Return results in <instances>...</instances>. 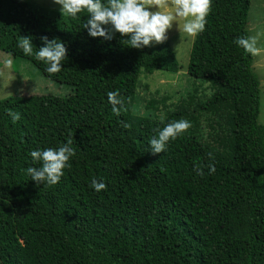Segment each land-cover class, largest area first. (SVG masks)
Segmentation results:
<instances>
[{
	"label": "trees",
	"instance_id": "trees-1",
	"mask_svg": "<svg viewBox=\"0 0 264 264\" xmlns=\"http://www.w3.org/2000/svg\"><path fill=\"white\" fill-rule=\"evenodd\" d=\"M251 0H212L205 30L195 36L187 75L213 88L198 111L224 119L222 148L185 131L153 154L150 139L186 108L162 120L133 114L141 75L177 73L164 42L141 49L91 37L87 10L73 18L23 0H0V51L69 85L65 97L0 100V264H264V127L257 123L260 83L248 36ZM67 48L62 70L18 46L41 37ZM124 99L113 112L107 93ZM18 112L13 122L9 111ZM121 122L130 127H124ZM73 140L76 155L52 186L31 179V151ZM201 165L197 171V165ZM208 165H214L210 172ZM95 178L106 190L90 187Z\"/></svg>",
	"mask_w": 264,
	"mask_h": 264
},
{
	"label": "clouds",
	"instance_id": "clouds-1",
	"mask_svg": "<svg viewBox=\"0 0 264 264\" xmlns=\"http://www.w3.org/2000/svg\"><path fill=\"white\" fill-rule=\"evenodd\" d=\"M54 2L61 6V13H67L73 18L86 9L88 19L83 28L88 30L91 37L111 40L118 32L121 36L128 37L122 43L135 49L149 47L153 43H164L168 38L167 32L177 17L185 20L183 24L185 33L197 36L205 30L206 17L210 14L212 6V0H54ZM169 7L175 8L174 14L160 11ZM41 40L45 46L35 52L30 37H22L18 46L26 56L34 55L35 59L44 62L47 65L45 69L47 73H59L63 61L67 58L65 44L58 39L49 40L47 36L41 37ZM234 43L248 53L256 54L259 51L256 48V37H238ZM107 98L113 106V112L119 115L124 104L120 92L109 91ZM8 114L13 122L21 118L18 112L10 110ZM121 123L126 128L130 127L127 123ZM190 127V122L185 119L167 123L150 139L152 153L164 152L170 140H175ZM72 144L73 140L68 139L67 143L59 148L31 151L33 162L39 163L40 166L27 168V174L37 185L57 184L64 175V169L71 166L70 159L76 155ZM208 167L210 172L215 171L214 165ZM200 168L201 165L198 164L197 171ZM90 187L99 192L106 190L107 185L93 178Z\"/></svg>",
	"mask_w": 264,
	"mask_h": 264
},
{
	"label": "rangeland",
	"instance_id": "rangeland-1",
	"mask_svg": "<svg viewBox=\"0 0 264 264\" xmlns=\"http://www.w3.org/2000/svg\"><path fill=\"white\" fill-rule=\"evenodd\" d=\"M48 9L61 11L54 0H23ZM154 10V9H153ZM175 13L174 7L160 9ZM185 20L177 17L167 32V40L172 49L179 71L177 73L155 71L152 75H141L138 80L133 114L162 120L168 113L180 108L188 111L187 119L191 127L186 131L200 140L222 148L225 137L222 130L224 119L217 114L198 111L197 106L206 102L213 88L205 82L187 75L189 53L193 36L183 31ZM248 36L256 37V48L252 54L253 69L260 83V112L257 123L264 127V0H251L247 23ZM161 43H153L159 45ZM72 88L44 77L29 62L12 58L0 51V100L10 96L53 95L65 97Z\"/></svg>",
	"mask_w": 264,
	"mask_h": 264
},
{
	"label": "crops",
	"instance_id": "crops-1",
	"mask_svg": "<svg viewBox=\"0 0 264 264\" xmlns=\"http://www.w3.org/2000/svg\"><path fill=\"white\" fill-rule=\"evenodd\" d=\"M258 49V48H257ZM260 51V50H259ZM258 53V52H257Z\"/></svg>",
	"mask_w": 264,
	"mask_h": 264
}]
</instances>
